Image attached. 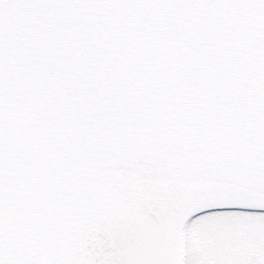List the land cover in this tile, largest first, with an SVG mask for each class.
Here are the masks:
<instances>
[{
  "label": "snow or ice",
  "instance_id": "obj_1",
  "mask_svg": "<svg viewBox=\"0 0 264 264\" xmlns=\"http://www.w3.org/2000/svg\"><path fill=\"white\" fill-rule=\"evenodd\" d=\"M0 264H264V0H0Z\"/></svg>",
  "mask_w": 264,
  "mask_h": 264
}]
</instances>
